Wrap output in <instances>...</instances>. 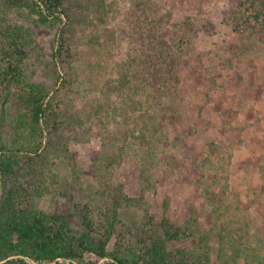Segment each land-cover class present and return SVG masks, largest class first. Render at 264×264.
Masks as SVG:
<instances>
[{
	"label": "rangeland",
	"instance_id": "rangeland-1",
	"mask_svg": "<svg viewBox=\"0 0 264 264\" xmlns=\"http://www.w3.org/2000/svg\"><path fill=\"white\" fill-rule=\"evenodd\" d=\"M105 1L103 21L92 7L89 17L96 26L79 35L83 44L79 42L73 62L79 81L69 90L53 92L50 126L61 113L65 121L59 131L68 145L55 159L56 183L26 203L33 200L49 214H65L82 231L75 203L94 207L110 201L120 187L122 194L144 200L141 206L121 210L125 222L147 209L158 234L164 217L176 226L196 217L200 227L209 228L219 207L235 221L244 244L263 243L264 31L246 23L235 28L231 12L236 0H151L150 13L144 14L136 0ZM0 20L30 30L33 43L25 73L58 89L59 76L72 71L53 56L60 25H35L26 9L3 7ZM160 39L182 51L170 82L178 99L173 108L152 118L155 113L145 94L121 87L113 92L110 85L120 86V73L130 71L128 61L139 57L141 63ZM92 109L97 113L88 118ZM155 123L159 127L152 135ZM44 127L47 145L50 127ZM142 132L152 135L149 144L140 143ZM120 233L121 227L109 250ZM196 242L186 237L169 246L190 249ZM209 242L210 264H222L217 259L218 230ZM86 259L90 264L109 261L91 252Z\"/></svg>",
	"mask_w": 264,
	"mask_h": 264
},
{
	"label": "trees",
	"instance_id": "trees-1",
	"mask_svg": "<svg viewBox=\"0 0 264 264\" xmlns=\"http://www.w3.org/2000/svg\"><path fill=\"white\" fill-rule=\"evenodd\" d=\"M149 1L136 0L143 14L150 13ZM0 7L12 11L26 9L35 25H60L52 43L53 56L72 70L59 76L58 89L32 81L23 67L33 43L30 30L0 20V264H32L27 259L38 264H90L86 259L90 252L109 259L104 264H210L209 241L215 230L219 237L217 259L222 264H264V242L255 246L244 244L235 221L227 218L219 207L214 210L216 222L212 227H200L196 217L180 226L164 217L158 234L147 209L142 216L128 222L123 220L122 209L141 206L144 200L122 194L120 187L110 196V201L94 207L75 203V214L84 227L82 231L75 230L63 213L49 214L37 208L33 200L26 203L28 198L45 194L48 185L56 183L55 159L58 153L68 150V145L59 131V125L65 121L61 113L50 126L54 114L53 92L69 90L79 81V71L73 66L79 53V35L87 27L96 26L89 17L92 7L98 9L99 22L108 8L105 0H93L89 4L88 0H0ZM231 15L236 29L246 23L252 28L260 26L264 31V0H236ZM153 44L151 53L141 63L139 57L128 61L130 71L121 72L120 86L110 85V89L141 91L150 100L149 108L155 113L151 117L156 118L161 110L173 108L177 102L178 94L170 82L182 51L174 50L163 39ZM93 110L86 113L88 118L97 113ZM45 125L50 127L47 145L43 143ZM153 126L152 135H155L159 126L157 123ZM152 135L142 132L140 143L149 144ZM143 160L148 163V156ZM119 227L121 233L109 250ZM186 237L196 239L194 247L170 248V242Z\"/></svg>",
	"mask_w": 264,
	"mask_h": 264
}]
</instances>
